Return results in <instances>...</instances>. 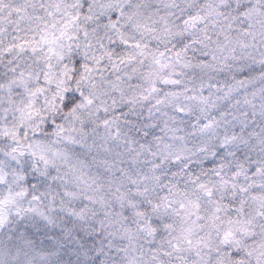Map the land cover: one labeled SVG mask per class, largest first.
<instances>
[{
  "label": "snow or ice",
  "instance_id": "snow-or-ice-1",
  "mask_svg": "<svg viewBox=\"0 0 264 264\" xmlns=\"http://www.w3.org/2000/svg\"><path fill=\"white\" fill-rule=\"evenodd\" d=\"M0 264H264V0H0Z\"/></svg>",
  "mask_w": 264,
  "mask_h": 264
}]
</instances>
